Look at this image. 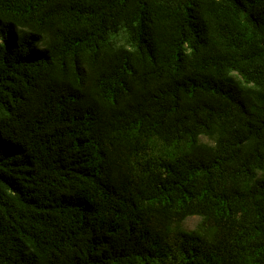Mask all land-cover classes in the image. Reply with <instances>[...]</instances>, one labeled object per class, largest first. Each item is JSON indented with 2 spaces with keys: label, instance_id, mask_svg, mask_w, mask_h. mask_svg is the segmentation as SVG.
I'll return each mask as SVG.
<instances>
[{
  "label": "trees",
  "instance_id": "1",
  "mask_svg": "<svg viewBox=\"0 0 264 264\" xmlns=\"http://www.w3.org/2000/svg\"><path fill=\"white\" fill-rule=\"evenodd\" d=\"M0 264H264V0H0Z\"/></svg>",
  "mask_w": 264,
  "mask_h": 264
},
{
  "label": "rangeland",
  "instance_id": "2",
  "mask_svg": "<svg viewBox=\"0 0 264 264\" xmlns=\"http://www.w3.org/2000/svg\"><path fill=\"white\" fill-rule=\"evenodd\" d=\"M198 221H199V217L198 216H189V217H186L183 220L182 226L185 229H191V228L195 227V225L197 224Z\"/></svg>",
  "mask_w": 264,
  "mask_h": 264
}]
</instances>
